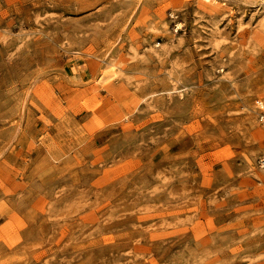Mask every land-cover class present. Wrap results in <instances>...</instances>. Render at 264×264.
I'll return each mask as SVG.
<instances>
[{
  "label": "rangeland",
  "instance_id": "1",
  "mask_svg": "<svg viewBox=\"0 0 264 264\" xmlns=\"http://www.w3.org/2000/svg\"><path fill=\"white\" fill-rule=\"evenodd\" d=\"M0 0V264H264V1Z\"/></svg>",
  "mask_w": 264,
  "mask_h": 264
},
{
  "label": "built area",
  "instance_id": "2",
  "mask_svg": "<svg viewBox=\"0 0 264 264\" xmlns=\"http://www.w3.org/2000/svg\"><path fill=\"white\" fill-rule=\"evenodd\" d=\"M257 106L260 108V119L264 122V101L257 100ZM260 165L264 168V154L260 158Z\"/></svg>",
  "mask_w": 264,
  "mask_h": 264
},
{
  "label": "bare ground",
  "instance_id": "3",
  "mask_svg": "<svg viewBox=\"0 0 264 264\" xmlns=\"http://www.w3.org/2000/svg\"><path fill=\"white\" fill-rule=\"evenodd\" d=\"M218 1V0H217ZM257 1V0H256ZM261 1H264V0H261ZM208 3H210L212 7L218 5V3H215L214 1L212 2V0H208ZM264 170V169H263Z\"/></svg>",
  "mask_w": 264,
  "mask_h": 264
}]
</instances>
